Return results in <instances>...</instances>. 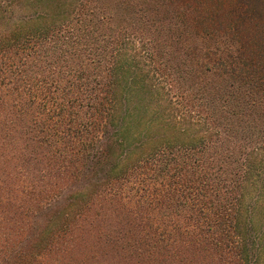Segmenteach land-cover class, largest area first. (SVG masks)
Returning a JSON list of instances; mask_svg holds the SVG:
<instances>
[{
    "label": "trees",
    "instance_id": "trees-1",
    "mask_svg": "<svg viewBox=\"0 0 264 264\" xmlns=\"http://www.w3.org/2000/svg\"><path fill=\"white\" fill-rule=\"evenodd\" d=\"M153 3L0 0V264H264V45Z\"/></svg>",
    "mask_w": 264,
    "mask_h": 264
},
{
    "label": "rangeland",
    "instance_id": "rangeland-1",
    "mask_svg": "<svg viewBox=\"0 0 264 264\" xmlns=\"http://www.w3.org/2000/svg\"><path fill=\"white\" fill-rule=\"evenodd\" d=\"M208 1L210 3L208 6H202L199 2H195V0H167V2L156 0V3L153 4L158 6L163 3L161 7L164 9L165 15H169L168 17L173 19V25L180 23L182 16L190 18L195 15L197 16L198 9L205 10L209 17L214 12H220L222 15L217 13L222 18L220 21H210L212 30H214L213 39L209 40L210 43L214 42L224 48L231 44L237 48L241 45H248L251 42L264 45V0ZM140 2L143 3L144 0H140ZM237 18L238 21H236ZM238 24H242L241 29L245 35L240 43L236 33L233 32V26H237ZM204 25L206 26V24ZM217 29H222V31ZM243 47L244 50L248 48V46ZM262 55L264 57V51ZM262 212L264 214V208Z\"/></svg>",
    "mask_w": 264,
    "mask_h": 264
}]
</instances>
